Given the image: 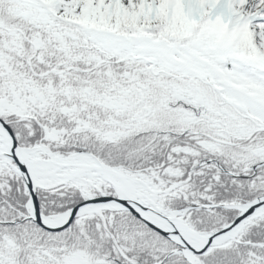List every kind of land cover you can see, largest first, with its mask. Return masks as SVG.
<instances>
[{
    "label": "snow or ice",
    "instance_id": "1",
    "mask_svg": "<svg viewBox=\"0 0 264 264\" xmlns=\"http://www.w3.org/2000/svg\"><path fill=\"white\" fill-rule=\"evenodd\" d=\"M0 264H264V0H0Z\"/></svg>",
    "mask_w": 264,
    "mask_h": 264
}]
</instances>
